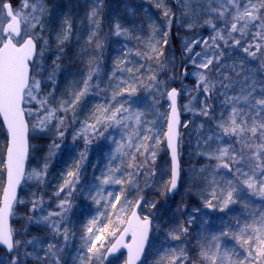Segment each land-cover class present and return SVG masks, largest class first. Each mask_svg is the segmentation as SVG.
<instances>
[{"label": "snow or ice", "instance_id": "6c2138e0", "mask_svg": "<svg viewBox=\"0 0 264 264\" xmlns=\"http://www.w3.org/2000/svg\"><path fill=\"white\" fill-rule=\"evenodd\" d=\"M179 2L187 9L179 18V27L188 31L206 29L209 33L205 36L197 32L183 41L180 74L195 80L194 87L183 88L191 97L183 108L178 104L181 90L170 88L168 80L160 79V73L151 66L155 60L164 70L160 58L163 48L170 46L168 37L175 19L170 9L165 7L163 11L168 18L164 29L150 25L147 39L134 35L119 21L114 23L115 36L138 40L143 50L125 44L103 88L100 59L89 57L87 70L75 82V90L57 102L53 92H44V81L37 78L47 69L40 65L36 70L37 58L42 60L49 46L44 36L49 13L46 0H21L17 8L12 0H0V119L8 137L6 157L0 159V247L9 257H0V264H27L29 259L40 264H65L64 250L70 239H76L75 231H70L66 222L77 196L90 204L81 208L83 223L73 264H114L109 257L121 249L127 250L124 264H148L145 250L154 229L165 232V237L159 248L151 246L156 251L152 264H196L182 238L189 235L197 217L189 213L186 221L177 220L167 228L154 225L156 217L151 209L157 202L143 195L144 187L156 181L155 164L161 145L170 155V169L160 171L159 190L163 195L178 188L180 129L192 123L181 121L182 111L204 118L199 124L195 155L203 157L205 164L191 170L200 173L202 187L196 194L202 208L228 216L227 220L220 218L222 226L218 231L206 234L203 229L208 224V214L204 213L198 236L201 264H264V0ZM162 6L163 0H156V7ZM102 7L103 0H95L87 16L92 31L86 44L90 47L94 43L97 51L104 47L98 36ZM63 29L57 34L58 45H63L72 33L70 20L65 19ZM53 69L47 77L49 81L55 80V70L59 69L55 62ZM140 89L155 94V120L147 119L139 109ZM101 94V102L73 134V144L82 139L84 148L53 193L56 210L46 211L42 197L29 201L34 214L29 216V222L44 223L51 239L47 243L35 237L18 239L27 233H19L10 225L15 205L25 203L18 198L17 190L25 178L43 183L49 167L50 157H46L42 167L33 168L26 177L30 131L43 133L54 127L62 140L67 114L72 112L76 123L81 101ZM161 101L167 104L166 111H159L164 106ZM110 130L118 131L119 138ZM100 138L112 146L108 163L92 182L82 185V163L87 160L90 146ZM141 176L144 187L140 185ZM117 185L120 187L115 189ZM237 204L243 212L233 213L231 206ZM45 211L36 218V213ZM191 211L200 213L202 209ZM169 241L181 243L170 246ZM29 247L32 251H28Z\"/></svg>", "mask_w": 264, "mask_h": 264}, {"label": "trees", "instance_id": "16d2710c", "mask_svg": "<svg viewBox=\"0 0 264 264\" xmlns=\"http://www.w3.org/2000/svg\"><path fill=\"white\" fill-rule=\"evenodd\" d=\"M94 3L95 0H46V6L49 9L48 16H46V23L48 25L47 35L50 37H46L49 41V46L46 48L45 59L42 63L43 67L47 69V71H44L46 75H49V72L54 70V62L59 65V69L55 70V80L49 81L47 85L43 86L44 92H53V96L57 102L59 99H67L69 94L76 88L75 82L79 81L86 72L89 57H99L100 59V78L102 81L101 87L103 88L107 83V76L110 74L113 62L117 56L121 55V50L125 44H127L128 47L140 48L142 50L144 48V45L138 40H125L122 36H115L113 34V24L119 21L124 27L132 30L134 35L147 39L151 34L150 25L164 29V26L167 24L168 18L163 15L165 7L175 14L171 34L168 37L170 46H165L163 48L164 55L160 58L164 62V70L161 71L160 64L155 60L151 62V66L155 72L160 73V79H167L168 82L170 81L171 87L178 88V80L181 77V74H179L181 71V65H174L172 55L174 54L178 57L181 55L180 45L184 38H191L196 35L197 32H202L203 35L207 36L209 35L208 31L200 28L188 31L185 28L179 27L178 21L183 13L182 7L178 5L177 0H175V2H171V0H163V6L160 8L156 7V0H103V7L101 9V27L98 31V36L103 41L104 47L102 51H97L94 43L90 47L86 44L88 36L92 31V27L88 24L87 16L94 6ZM12 4L14 6L13 0ZM192 7H196V5H192ZM203 18L204 17L201 16V21ZM65 19L71 21L72 33L63 45H58L57 34L63 32ZM86 48H88L87 53H85ZM39 51L40 46H38V52ZM57 56H59L58 60ZM39 62L41 63V60ZM173 76L175 79H169V77ZM185 79L191 87L195 86V80L193 78L189 76ZM145 82H147V80H145ZM154 95V93H150L145 89H140L139 91L140 100L144 98L151 99V101L147 100L143 108H139L147 114V119L149 120H152L155 117V110L153 109L155 105L153 99ZM103 96L104 94H101V96L90 95L82 100L76 109V123H73L72 112L67 114L65 118L67 130L62 140L58 137L54 127L51 131L46 132L45 134L43 133L40 136L35 137L30 133L29 162L37 152L43 160L46 157H50L48 160L49 167L43 183L37 181L30 187L24 184L21 189L19 199H22L23 195L27 194V192L28 197L27 199H22L25 203L15 205V215L11 219V226L17 232H26L27 234L18 236V239H31L35 237L45 243L51 239L50 229H48L44 223L29 222V216L34 215L30 211L31 204L29 201L42 197L43 207L46 211L56 210L55 202H57V200L53 193L62 182L63 173L68 170L69 166L73 164L75 160L79 159V152L84 148V142L82 139H78L75 144H73V134L79 130L80 122L88 119L95 106L103 99ZM182 103H184V100L180 96L179 105H182ZM193 119L190 131H188L189 129L187 128H181V169H183V166H186V164L191 165L192 168L194 167L193 169H199L205 164L203 157L195 155L198 151L197 135L199 124L204 118L196 116ZM110 132H112V130H110ZM0 134L3 144L0 159H3L6 138L2 129L0 130ZM108 134L109 133H105V136H108ZM54 144L59 145V148L52 147ZM107 150L106 139L103 138L94 141L90 146L87 160L82 163V185H88L92 182L93 176L99 175L101 169L105 167L107 162L105 160ZM42 164L40 168L42 167ZM189 174L188 180L191 188V195L182 196L180 194V191L182 190H178L177 194L172 199H169L167 196L166 198L159 196V200L171 202L173 207L170 205V208L176 210L175 218L170 220V225L177 220L186 221L189 213L197 217L189 230V235L182 239L187 241L186 247L190 258L195 261L196 264H201L198 236L202 231L201 223L204 219V213L208 214V224L204 225L203 229L206 234L218 231L222 226L220 218L227 220L228 216L225 213L220 212L208 213L202 208L200 198L196 194L202 187L200 173L190 171ZM119 187L120 186L117 185L114 188L118 189ZM151 195H154V193H147L145 199L147 197H152ZM73 203V211L69 213V222L66 223H68L70 231H75L76 239H70L68 246L64 250L65 264H73L72 258L75 255L76 247L79 245L78 237L80 235L81 223H83L81 208L89 206L90 204V202L85 201L82 196H77ZM163 203L162 205H165V202ZM257 203L260 202L257 200ZM50 204L51 207H49ZM191 207L201 208L202 211L200 213L192 212ZM178 209H180V211H177ZM231 209L233 213H241L244 211L239 204L232 205ZM46 211L45 213H36V218L39 219L43 214H46ZM164 237L165 232L161 231L157 233L155 229L152 231L149 247L146 252L148 264H152V261L156 256L155 248L160 247V242ZM60 243H63L62 239L60 240ZM180 243V241H169L170 246H175ZM153 245L155 248L151 247ZM28 251H32V248L29 247ZM42 254L43 253L41 252V255ZM0 257L5 259L9 258L5 255L2 249H0ZM27 264H40V262L34 259H29Z\"/></svg>", "mask_w": 264, "mask_h": 264}, {"label": "rangeland", "instance_id": "374dc122", "mask_svg": "<svg viewBox=\"0 0 264 264\" xmlns=\"http://www.w3.org/2000/svg\"><path fill=\"white\" fill-rule=\"evenodd\" d=\"M20 2H21V0H13V3H14V6L13 7L14 8H17L20 5ZM177 3H178V5H180L182 7V13H184L187 9L184 7V5H182L179 2V0H177ZM193 5H195V4H193ZM47 30L48 29H46L45 32H44L45 38L47 36H49V35H47ZM184 39L181 41V45H180V53H181V55L179 57L176 56V55H174V54L172 55L173 56V63H174L175 66H180L181 65V61H182V51L181 50L183 48V41H184ZM38 46H40V48H41L42 42ZM45 54H46V49L44 50V57H43V59L41 60V59L37 58V66H38L37 69H36L37 71L39 70V66L40 65L43 66L42 61L45 59ZM40 60H41V63L39 62ZM188 70L190 72L191 71V67H189ZM179 74H180V72H179ZM47 77H48V75H46L44 71L39 76H37L38 79H41L42 81H44V83L42 84V87L48 84L49 80L47 79ZM191 78H193V77H191ZM185 86L191 88V86L189 85V83H187L186 79L184 77H182V75H181L180 79L178 80V86H177L178 87V90H181V97L184 100V103H182V105H180L181 108H183V105L186 104V103H188V101L191 99V97L189 95H187V94H185L183 92V88ZM169 87H171L170 81H169ZM147 100L148 101H151L150 98H148V99H146V98L141 99L140 100V104H139V108H143V106L145 105V103L147 102ZM161 103L164 104V102H162V101H161ZM153 109L155 110V117L152 120H155L156 119V113H157V106H156V104L154 105ZM166 110H167V104H164L163 107H160L159 108V111L160 112H163V111H166ZM181 116L183 118L182 121H193L194 120L193 118L196 117V116H193V114L191 112H183V111L181 113ZM191 127L192 126H191V123H190L189 126L187 127V129H189L188 131H190ZM30 133H32V132H30ZM43 133L45 134L46 132H43ZM43 133H32V136H35V137L36 136H40ZM112 134L113 135H116L117 138H119L118 131H113L112 130ZM0 136H1V134H0ZM106 144H107V148H108L107 153H106V157H105V160L107 161L106 164H107L108 163L107 154L110 152L112 146L110 145V142L108 140H106ZM2 148H3V144H2V140L0 138V157H1V154H2L1 153L2 152ZM160 148H161V151H160V153H159V155L157 157L156 164H155V167H156V170H157L156 181H151L150 182V184H151L150 187H144L145 180H144V177L141 176L140 177V185H141V187H144V192H143L144 197H145V195L147 193H154V195H155V196L154 195H151L152 197H150V198L147 197L146 198V200H149V201H153L154 200V201L157 202L156 203V207L153 208V209H151V211L155 214V217H156V219H154V221H153L154 225L156 223H159V224H161L162 228H167L168 226H170V223H169L170 220H173L175 218V212H176V210L173 209V208L172 209L170 208V205H172L171 202H166V201L159 200V196L160 197L162 196L164 198H166V196H167V194H163L162 195L161 192H160V190H159V188H160V185L158 183V181L160 179V175L159 174H160V171L162 169H169L168 160H167V157L165 155L164 145H161ZM42 161H44L43 158L41 156H39L37 154V152H36V155H33V157L31 158V160L29 162V165H28V168H27V173L30 172L33 168L39 169L40 166H41V164H42ZM193 168H192L191 165H187L186 164V166H183V169H181V182H180L181 185L179 187L180 188L179 191L182 190V191H180V194L182 196H184V195H191V188H190L189 180L188 179H189V175H190L189 173H190V171ZM27 173H26V177H27ZM36 182H37V180H35V179L28 180L27 178H25L24 184L25 185H28V187H30V186H33V184H35ZM133 195H134V193H133ZM27 197H28V192H27V194L23 195V198L22 199H27ZM163 202H165V205H162ZM167 207H169V208H167ZM172 207H173V205H172ZM192 209H194V207H191V210ZM146 212H147V210H145V213ZM113 262H114V264H123V258L122 257H118V258L114 259Z\"/></svg>", "mask_w": 264, "mask_h": 264}, {"label": "water", "instance_id": "95a60500", "mask_svg": "<svg viewBox=\"0 0 264 264\" xmlns=\"http://www.w3.org/2000/svg\"><path fill=\"white\" fill-rule=\"evenodd\" d=\"M174 1H175V0H171V2H174ZM180 119H181V117H180ZM0 126L2 127V129L4 130V132L6 133V148H7V143H8L7 130H6V127L3 125L2 119H0ZM6 148H5V151H4L3 159L6 157ZM165 149H166V148H165ZM166 152H167V150H166ZM167 156H168L169 166H170V155H169L168 152H167ZM27 163H28V161L26 162V168H27ZM22 184H23V181L21 182V185L19 186V188H18V190H17V195H19V192H20V190H21ZM175 192H176V191H175ZM175 192H174V193H175ZM174 193H169L168 195H169L170 197H172ZM207 210H208V211H211V210H209V209H207ZM10 225H11V219H10ZM150 235H151V233H150ZM149 238H150V236H149ZM0 249H2V250L5 252V254L8 256V253L6 252V250H5L3 247H0ZM120 254H124V256H125V260H126V258H127V250H126V249H121V251H120L119 253H116L115 256H113V257H109V260H111V259H113V258H116V257L119 256ZM142 258H143V257H142ZM142 258H141V260H142Z\"/></svg>", "mask_w": 264, "mask_h": 264}]
</instances>
